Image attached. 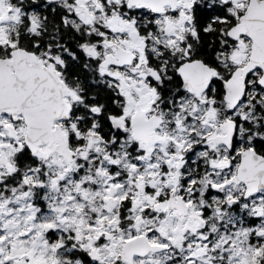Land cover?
Listing matches in <instances>:
<instances>
[{
  "label": "snow or ice",
  "instance_id": "1",
  "mask_svg": "<svg viewBox=\"0 0 264 264\" xmlns=\"http://www.w3.org/2000/svg\"><path fill=\"white\" fill-rule=\"evenodd\" d=\"M0 264H264V0H0Z\"/></svg>",
  "mask_w": 264,
  "mask_h": 264
}]
</instances>
